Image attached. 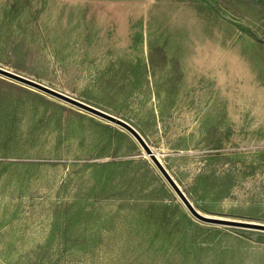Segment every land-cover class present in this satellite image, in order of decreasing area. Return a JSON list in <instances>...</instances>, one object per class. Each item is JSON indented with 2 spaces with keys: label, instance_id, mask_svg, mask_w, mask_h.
I'll list each match as a JSON object with an SVG mask.
<instances>
[{
  "label": "rangeland",
  "instance_id": "rangeland-1",
  "mask_svg": "<svg viewBox=\"0 0 264 264\" xmlns=\"http://www.w3.org/2000/svg\"><path fill=\"white\" fill-rule=\"evenodd\" d=\"M77 7L0 0V68L129 123L239 224L196 220L123 128L0 74V264H264V0Z\"/></svg>",
  "mask_w": 264,
  "mask_h": 264
},
{
  "label": "water",
  "instance_id": "water-1",
  "mask_svg": "<svg viewBox=\"0 0 264 264\" xmlns=\"http://www.w3.org/2000/svg\"><path fill=\"white\" fill-rule=\"evenodd\" d=\"M0 74L7 76L13 80H17L21 83H24L26 85L38 88L39 90H42L50 95H53L61 100H64L77 108L88 112L90 114H93L97 117H100L101 119H104L107 122H110L112 124H115L121 128H123L125 131H127L131 136H133L136 141L139 143V145L146 151V153L149 155L150 159L154 163V165L157 167L159 172L162 174L164 179L167 181V183L171 186L173 191L178 195L180 200L182 201L183 205L188 209L190 214L198 221L203 223H217V222H226V223H233V224H239V222H233V221H226L222 219H216L209 216H206L202 214L200 211H198L191 200L188 198L186 193L183 191L181 186L178 184V182L175 180L173 175L170 173V171L165 167V165L162 163V161L159 159L157 152L151 148V146L148 144V142L143 138V136L129 123L121 120L120 118H117L113 115H110L104 111H101L99 109H96L90 105H87L81 101H78L76 99H73L69 96H66L64 94H61L53 89H50L44 85H41L37 82H34L30 79L24 78L18 74H14L12 72H9L7 70H4L0 68ZM264 227V226H262Z\"/></svg>",
  "mask_w": 264,
  "mask_h": 264
},
{
  "label": "crops",
  "instance_id": "crops-1",
  "mask_svg": "<svg viewBox=\"0 0 264 264\" xmlns=\"http://www.w3.org/2000/svg\"><path fill=\"white\" fill-rule=\"evenodd\" d=\"M77 5L78 14L83 15H111L134 16L140 15L150 0H68ZM136 22V21H134ZM138 22V21H137Z\"/></svg>",
  "mask_w": 264,
  "mask_h": 264
},
{
  "label": "bare ground",
  "instance_id": "bare-ground-1",
  "mask_svg": "<svg viewBox=\"0 0 264 264\" xmlns=\"http://www.w3.org/2000/svg\"><path fill=\"white\" fill-rule=\"evenodd\" d=\"M9 71H13V70H9ZM1 76H3V77H6V78H9V77H7V76H4V75H1ZM9 79H11V78H9ZM11 80H13V79H11ZM13 81H17V80H13ZM17 82H19V81H17ZM19 83H21V82H19ZM22 84H24V83H22ZM26 85V84H25ZM27 86H29V85H27ZM30 87H32V86H30ZM35 88V87H34ZM36 89H38V88H36ZM39 90V89H38ZM40 91H42V90H40ZM42 92H44V91H42ZM44 93H46V92H44ZM48 94V93H47ZM64 95H66V96H68V94H64ZM53 97V96H52ZM61 101H63V102H66V101H64V100H61ZM68 103V102H67ZM72 105V104H71ZM74 106V105H73ZM76 107V106H75ZM142 148V147H141ZM152 148V147H151ZM152 149H154L156 152H157V154H158V157H159V159L162 161V163L164 164V161H163V157H162V154L163 153H165V151L163 150V151H159L158 149H156V148H152ZM142 152H143V154L145 155V157L150 161V162H152V160L150 159V157H149V155L146 153V151L142 148ZM153 163V162H152ZM176 196L178 197V195L176 194ZM179 198V197H178ZM180 199V198H179ZM182 202V201H181ZM183 204V203H182ZM186 208V207H185ZM186 210H188L187 208H186ZM189 212V211H188ZM190 213V212H189Z\"/></svg>",
  "mask_w": 264,
  "mask_h": 264
}]
</instances>
